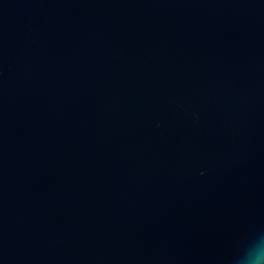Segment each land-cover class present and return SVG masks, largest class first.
Wrapping results in <instances>:
<instances>
[{
  "label": "water",
  "instance_id": "95a60500",
  "mask_svg": "<svg viewBox=\"0 0 264 264\" xmlns=\"http://www.w3.org/2000/svg\"><path fill=\"white\" fill-rule=\"evenodd\" d=\"M264 262V0H0V264Z\"/></svg>",
  "mask_w": 264,
  "mask_h": 264
},
{
  "label": "clouds",
  "instance_id": "9594fccd",
  "mask_svg": "<svg viewBox=\"0 0 264 264\" xmlns=\"http://www.w3.org/2000/svg\"><path fill=\"white\" fill-rule=\"evenodd\" d=\"M257 264H264V262H260V261H258Z\"/></svg>",
  "mask_w": 264,
  "mask_h": 264
}]
</instances>
